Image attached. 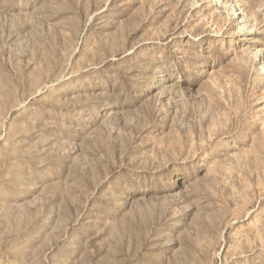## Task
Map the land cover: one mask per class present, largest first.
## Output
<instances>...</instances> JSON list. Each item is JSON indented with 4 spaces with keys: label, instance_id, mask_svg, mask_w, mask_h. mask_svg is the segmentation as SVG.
Here are the masks:
<instances>
[{
    "label": "rangeland",
    "instance_id": "obj_1",
    "mask_svg": "<svg viewBox=\"0 0 264 264\" xmlns=\"http://www.w3.org/2000/svg\"><path fill=\"white\" fill-rule=\"evenodd\" d=\"M0 264H264V0H0Z\"/></svg>",
    "mask_w": 264,
    "mask_h": 264
}]
</instances>
